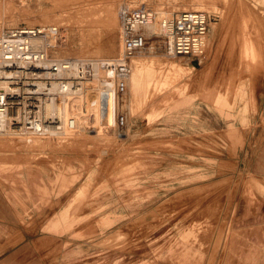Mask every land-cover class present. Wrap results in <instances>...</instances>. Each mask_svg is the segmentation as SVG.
Wrapping results in <instances>:
<instances>
[{
	"label": "rangeland",
	"instance_id": "374dc122",
	"mask_svg": "<svg viewBox=\"0 0 264 264\" xmlns=\"http://www.w3.org/2000/svg\"><path fill=\"white\" fill-rule=\"evenodd\" d=\"M121 3L206 11L205 54L169 57L153 31L84 130L0 135V264H264V0H0V28L114 57Z\"/></svg>",
	"mask_w": 264,
	"mask_h": 264
},
{
	"label": "built area",
	"instance_id": "2783aa9c",
	"mask_svg": "<svg viewBox=\"0 0 264 264\" xmlns=\"http://www.w3.org/2000/svg\"><path fill=\"white\" fill-rule=\"evenodd\" d=\"M118 14L121 49L110 58L57 55L64 36L54 24L1 27L0 132L76 131L77 119L87 113L89 95L97 99L99 117L108 95L115 98L126 92L132 60L145 50L144 27L151 23H157L168 55L198 60L205 53L206 11L182 10L158 18L146 5L121 3ZM51 102L59 109L46 113ZM87 122L88 118L83 123ZM125 124V116L116 114L115 125Z\"/></svg>",
	"mask_w": 264,
	"mask_h": 264
},
{
	"label": "bare ground",
	"instance_id": "6f19581e",
	"mask_svg": "<svg viewBox=\"0 0 264 264\" xmlns=\"http://www.w3.org/2000/svg\"><path fill=\"white\" fill-rule=\"evenodd\" d=\"M73 12V11H72ZM160 14H162L161 12H160ZM164 16V15H163ZM166 17H168V16H166ZM118 20H119V14H118ZM109 21V20H108ZM153 31H159V28H158V25L156 24V23H151V24H149V25H147V26H145L144 27V33H145V35L147 36V37H149L150 38V36L152 35V33H153ZM245 31V30H244ZM159 33H160V31H159ZM155 34V33H154ZM161 34V33H160ZM243 35V34H242ZM153 36V35H152ZM245 36V35H244ZM247 37V36H246ZM246 37H244L245 38V41H247L246 40ZM242 39V38H241ZM247 39H248V37H247ZM148 40V39H147ZM165 40V39H164ZM113 41V40H112ZM244 41V42H245ZM244 45L245 44H247L248 45V47H247V45L245 46V47H247L248 48V51L249 50H251V51H249V53L251 52H253V48H250V45H249V43L248 42H245V43H243ZM242 44V45H243ZM109 45V49H110V51L111 50H113V47H115V46H113L114 44L112 43V42H110V44H108ZM107 45V46H108ZM243 45V46H244ZM108 48V47H107ZM106 48V49H107ZM105 49V50H106ZM240 50V49H239ZM257 50V49H256ZM107 51H108V49H107ZM109 51V52H110ZM166 52V51H165ZM258 52V51H257ZM244 53V52H243ZM141 54V53H140ZM167 54V53H166ZM205 54V53H204ZM250 55V54H249ZM252 55V54H251ZM167 56H169V57H172V58H174V59H176L175 57H179V56H170V55H168L167 54ZM244 56V55H243ZM237 57V56H236ZM110 58V57H109ZM234 58V57H233ZM258 59V58H257ZM133 61H134V58H133V60H132V68H133ZM243 61V60H242ZM132 68H131V70H132ZM174 68H175V66H174ZM178 69V68H177ZM141 70H143V69H141ZM179 70V69H178ZM241 70V69H240ZM146 72V71H145ZM145 72H142V73H140V75L138 76V77H135V78H133V81H134V83L136 82L137 83V85H138V82L141 80V77L143 76V74L145 73ZM148 72V71H147ZM148 75H150V74H148ZM144 78V77H143ZM146 79V78H145ZM147 80V79H146ZM148 81V80H147ZM146 81V82H147ZM145 82V81H144ZM135 83V84H136ZM91 92V91H90ZM131 95H132V93H131ZM109 97H111V95H108ZM136 96V95H135ZM132 97V96H131ZM112 98V97H111ZM90 99H96V97L95 96H93V95H89V97H87V101H89ZM129 99H131V98H129ZM132 99H134L133 97H132ZM97 100V99H96ZM130 101V100H129ZM131 102V101H130ZM132 102H133V100H132ZM57 103H54V102H51V103H48L47 105H46V107H45V112L46 113H50L52 110H54V109H59V106L58 105H56ZM131 106V105H130ZM80 118L81 117H79L78 119H77V121H76V123H77V128H75L76 129V131L75 130H69V131H59V132H68V133H73V132H81V131H79V130H82L83 129V124L82 125H80L79 124V120H80ZM107 122H109V121H107ZM47 130V131H46ZM46 130H44L43 132H40V133H28V132H15V133H12L11 131H9L8 129H5L4 131H1L0 132V135H21V134H25V133H27V134H39V135H42V134H45V133H48L49 132V130L48 129H46ZM84 130V129H83ZM56 133H57V131H56Z\"/></svg>",
	"mask_w": 264,
	"mask_h": 264
}]
</instances>
